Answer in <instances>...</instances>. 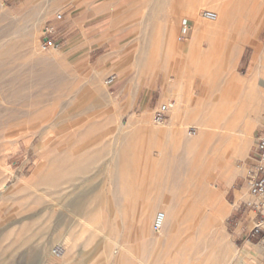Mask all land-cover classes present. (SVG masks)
<instances>
[{
	"label": "rangeland",
	"instance_id": "374dc122",
	"mask_svg": "<svg viewBox=\"0 0 264 264\" xmlns=\"http://www.w3.org/2000/svg\"><path fill=\"white\" fill-rule=\"evenodd\" d=\"M85 2L0 0V264L264 259V236L253 243L255 252L249 244L243 249L244 236L261 222L251 214L256 220L249 226L243 213L252 199L250 156L264 120L243 154L231 152L207 170L208 160L224 150L218 141L201 143L195 114L211 87L225 88L222 64L230 44L239 42V51L229 70L243 80L255 70L256 84L264 83V0ZM255 7L261 10L253 29ZM204 11L218 20L202 19ZM185 19L192 26L188 36L181 33ZM68 20L79 24L76 33H65ZM111 21L116 32L128 34L112 45L100 42L94 29ZM197 25L205 30L199 39ZM31 29L35 38L28 43ZM46 29H54L56 49H42ZM173 33L187 48L173 49ZM180 82L178 109L173 84ZM165 104L174 107L158 125L154 113ZM226 163L231 176L223 173ZM202 187L214 191L209 200ZM167 210L172 221L181 215L176 232L156 233V214ZM57 246L65 248L60 257L52 253Z\"/></svg>",
	"mask_w": 264,
	"mask_h": 264
},
{
	"label": "bare ground",
	"instance_id": "6f19581e",
	"mask_svg": "<svg viewBox=\"0 0 264 264\" xmlns=\"http://www.w3.org/2000/svg\"><path fill=\"white\" fill-rule=\"evenodd\" d=\"M89 1L86 0L85 3L88 4L90 3ZM260 10L261 8L255 7L251 10V14L249 15L250 25L251 28L253 29H255V27L259 23L258 13L260 12ZM187 15H189V13H187ZM196 29L197 30L195 37L199 39L203 36L202 34L203 31L205 32V30L200 28L198 25ZM33 34L34 33L32 29L30 31H27L25 35L26 42L30 43V41L31 42L33 41V38H35V35L33 36ZM176 39L178 38L176 34L173 33L170 36V40H171L170 43L173 46V49L184 50V48H187V47L181 48L180 45L177 43ZM196 46L194 48H196ZM189 49L193 51L191 47ZM238 51H239V42L234 43L232 45L230 44L228 50L224 52L225 58L222 67L227 73L225 75L226 77L225 88L221 87L220 89L219 88L220 86L214 85L213 88L211 87L212 90H210L205 100L201 99L196 102L195 114L200 125L203 127V133H202L203 139L201 143L209 147L218 141L219 146L222 147L224 150V152H222L221 154H218L217 152L214 151L215 152L214 161L213 159L211 161V159H209V157L207 156L209 159L208 160L209 165L207 170H211L210 167L211 165L213 164L216 165L218 163H221L223 159L227 161V158L232 154L231 152H233V154H243L245 150H247L250 147L252 132L255 129V125H257V123H261L260 120L262 119L264 120V83L261 84V87H259L256 84L257 71L253 70V72L250 73L249 76L250 79L243 80V79H239L233 72L229 70V66L231 63L235 61ZM183 98L184 97H182L181 95L177 96V101L180 106H181V100H183ZM179 105H178V109H179ZM206 150L207 148L205 149V152ZM244 155L247 156L246 154ZM227 163L226 165L223 164L222 170L224 174L228 173V176H231L233 170L228 167ZM202 190H203V195H202L203 198L205 200H209L210 199L209 196L214 191L207 190V188L205 187H202ZM160 213H163L165 216L163 220V228L161 232L163 233L171 232L172 234H174V232H176L175 230L177 229L176 226L179 223V216L181 215L178 213L177 216H175V218L172 221L170 212L168 210L166 212H159L156 215L158 216Z\"/></svg>",
	"mask_w": 264,
	"mask_h": 264
},
{
	"label": "built area",
	"instance_id": "2783aa9c",
	"mask_svg": "<svg viewBox=\"0 0 264 264\" xmlns=\"http://www.w3.org/2000/svg\"><path fill=\"white\" fill-rule=\"evenodd\" d=\"M202 19L209 22H216L218 20V14L212 11H204L201 14ZM192 31V26L190 22L185 19L181 24V33L183 36H188ZM53 30L46 29L42 44L43 50L47 51L51 48L56 49L59 45L52 38ZM115 76H111L107 79L106 85L112 86L115 82ZM174 107L173 104H165L159 107L158 110L154 113V122L158 125L163 124L171 109ZM194 133V132H192ZM246 184L248 192L251 196V201L247 203V207L252 209L256 215L262 218L260 226L264 224V130L257 134L255 137V144L253 151L250 156V166L247 172ZM165 216L163 213H160L154 222L153 230L156 233L161 232L163 228V220ZM260 232L257 228L256 233ZM65 248L63 246H57L53 249L52 253L55 257H60L63 255Z\"/></svg>",
	"mask_w": 264,
	"mask_h": 264
},
{
	"label": "crops",
	"instance_id": "0c3cea01",
	"mask_svg": "<svg viewBox=\"0 0 264 264\" xmlns=\"http://www.w3.org/2000/svg\"><path fill=\"white\" fill-rule=\"evenodd\" d=\"M117 7V6H116ZM101 12H103V11H101ZM110 12H114V10H110ZM63 25V29L65 30V33L66 34H68V33H76V31H77V27L78 26H76V25H79L78 23H76V22H70V20H68V21H65V23H63L62 24ZM115 28V35H111L112 33V31H113V29ZM117 22H114V21H111L110 23H108V24H99L97 27H95L94 29H95V31H98L99 32V34H100V36H101V41L100 42H104V41H107V43H109V44H117V43H119V41H118V38H122L123 39V37L125 38H127V29L125 28V30L123 29V28H121L122 30L118 33V32H116V30H117ZM107 29H109L110 31L108 32V30ZM53 31H54V29H53ZM78 36V39L80 38V35H79V33L77 34ZM74 38H76V37H74ZM105 39H107V40H105ZM54 41H56L55 39H54ZM75 41V39H72V42L71 43H76V42H74ZM58 45H60L61 43H57ZM68 44V43H67ZM69 44H70V42H69ZM62 46V45H61ZM173 87L175 88V92L176 93H178L179 95H181L182 97H183V83L182 82H180V83H174L173 84ZM177 97V96H176ZM178 102V101H177ZM182 102H183V100H181V104H182ZM178 105H179V103H178ZM179 108H180V105H179ZM222 181H225V179L223 178L222 179ZM250 195V194H249ZM243 205H246V203L245 202H243L242 204H241V206L238 208V209H236V211L237 212H239L240 211V209H241V207L243 206ZM246 208H247V205H246ZM251 214H254L256 217L255 218H260V217H258L257 215H256V213L252 210V209H250V208H247V210H246V212L245 213H243V216H248V220L249 219H251V221H250V223H249V226H250V224L252 223V222H254L256 219H253V218H251L250 216H251ZM261 219V222H262V218H260ZM261 222L259 223V225L258 226H256L255 228H252V229H250V230H248V232L246 233V235L244 236L245 237V239H246V241H245V244H244V246H243V249H245L246 248V246L249 244V249H250V252H255V250H253L254 249V247H256V245H254L253 243H255L256 241H258L260 238H262L263 236H264V230H262V232H259L258 233V235L256 236V228H259V227H261L260 226V224H261ZM133 230H131V232H132ZM255 231V232H254ZM143 232V231H142ZM243 235V231H239L238 232V236H240V237H243L242 236ZM250 244H252L251 246H250ZM126 247H128V245L126 246ZM254 262V264H264V259H259V260H254L253 261Z\"/></svg>",
	"mask_w": 264,
	"mask_h": 264
}]
</instances>
